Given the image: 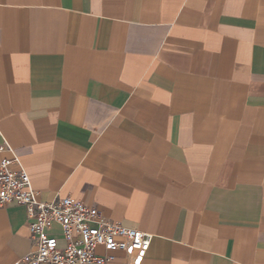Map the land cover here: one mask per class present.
<instances>
[{"label":"crops","instance_id":"crops-1","mask_svg":"<svg viewBox=\"0 0 264 264\" xmlns=\"http://www.w3.org/2000/svg\"><path fill=\"white\" fill-rule=\"evenodd\" d=\"M0 148L153 236L108 264H264V0H0ZM28 223L0 208V264Z\"/></svg>","mask_w":264,"mask_h":264},{"label":"built area","instance_id":"built-area-1","mask_svg":"<svg viewBox=\"0 0 264 264\" xmlns=\"http://www.w3.org/2000/svg\"><path fill=\"white\" fill-rule=\"evenodd\" d=\"M13 164L0 161V208L10 204L25 208L32 243L16 264H108L117 254L141 256L148 250L151 234L122 227L81 201L69 196L51 203L39 201L26 172Z\"/></svg>","mask_w":264,"mask_h":264},{"label":"rangeland","instance_id":"rangeland-1","mask_svg":"<svg viewBox=\"0 0 264 264\" xmlns=\"http://www.w3.org/2000/svg\"><path fill=\"white\" fill-rule=\"evenodd\" d=\"M55 238H56V240L58 242L59 247L64 246V242H63L61 236L58 235V236H55Z\"/></svg>","mask_w":264,"mask_h":264}]
</instances>
